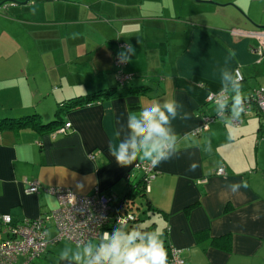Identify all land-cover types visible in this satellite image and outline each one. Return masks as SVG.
<instances>
[{"label": "crops", "instance_id": "1", "mask_svg": "<svg viewBox=\"0 0 264 264\" xmlns=\"http://www.w3.org/2000/svg\"><path fill=\"white\" fill-rule=\"evenodd\" d=\"M258 26H264V0H0V118L39 114L47 122L59 103L117 88L114 59L128 51L119 43L135 50L122 66L133 75L130 81L116 96L64 114L71 123L66 133L0 128V214L17 221L50 212L58 202L44 191L48 187L79 194L98 187L124 197L141 181L135 164L151 161L146 153L160 139H148L147 131L136 134L130 122L144 127L142 110L159 105L166 112L165 102L175 100V117L164 124L166 159L154 166L140 204L145 215L135 214L136 221L120 232L129 227V234L147 242L160 231L159 223L167 264L170 247L181 250L185 264H264L260 112L251 106L237 125L215 118L204 126L202 119L219 109L206 103L208 94L230 87L236 69L243 81L241 89L229 92L232 99L264 85L257 41L235 33ZM110 145L125 146L134 162L118 165ZM219 167L223 174L216 173ZM34 180L39 190L27 194L26 181ZM241 181L247 187L234 192L232 185ZM148 225L152 231L141 235ZM106 230L87 247L63 251L61 242L49 244L29 264H89L111 240V226ZM53 233L50 223L48 236ZM5 235L0 224V242Z\"/></svg>", "mask_w": 264, "mask_h": 264}, {"label": "built area", "instance_id": "2", "mask_svg": "<svg viewBox=\"0 0 264 264\" xmlns=\"http://www.w3.org/2000/svg\"><path fill=\"white\" fill-rule=\"evenodd\" d=\"M257 41L254 48L259 60L264 57V30L235 31ZM121 47L128 48L125 43H119ZM124 62L114 59L116 80L122 84L131 78L122 70ZM243 77L238 69L235 70L234 81H242ZM206 103H213L219 106L218 111L211 116L202 115L203 125L209 124L215 118L228 119L231 124L237 125L241 118L247 113L251 106L258 108L262 126H264V85L253 88L247 97L242 98V103L235 107L227 89L217 93H209ZM238 114V115H237ZM71 123L65 121L57 127L54 132L66 133ZM201 128L193 131L194 135L200 132ZM168 146L164 148L166 150ZM88 157L95 159V153L91 152ZM135 169L141 173L144 190L148 192L149 184L154 177V166L151 161L137 162ZM217 174L224 173V167L216 170ZM39 185L36 180L26 181L25 192L27 194L37 193ZM45 192L57 198V206L48 213L34 218H23L13 220L8 214H0V224L3 227L5 238L0 242V264H14L18 258H22V264H29L40 257L49 244L61 240L69 241L77 246H88L92 240L103 238L107 225L111 229H120L134 220L131 213H121L113 205L115 195H110L98 187H95L88 194L75 193L69 188L48 187ZM55 228L54 233L48 236L49 224ZM168 264H185L181 250L170 247L168 253Z\"/></svg>", "mask_w": 264, "mask_h": 264}, {"label": "clouds", "instance_id": "3", "mask_svg": "<svg viewBox=\"0 0 264 264\" xmlns=\"http://www.w3.org/2000/svg\"><path fill=\"white\" fill-rule=\"evenodd\" d=\"M135 54V50L128 46V51H121L117 54L118 59L122 62H127L130 59L128 53ZM234 56V53H230ZM237 87L240 85L237 84ZM236 106L241 105L242 98L239 94L234 98ZM176 101H167L163 105L165 111H161L159 105L152 109H144L141 112V120L144 127L141 126V121L132 120L130 127L133 128L136 134H143L147 131V138L150 139L155 134L158 139L151 146V150L146 153V156L151 159L153 166L160 164L166 159L164 148L167 146V129L164 128V124L168 122V117H175L176 114ZM238 115V114H237ZM146 143V142H145ZM109 153L116 158V162L120 166L131 165L135 160L134 154H129L125 146H121L119 150H113L111 145L109 146ZM153 153L155 155H153ZM195 165L190 166L189 170L195 171ZM233 191L237 192L240 187H247L246 182L232 185ZM156 233L151 234L148 237L147 242L143 240L139 233L127 234L124 233H112L111 243L101 246L96 256L89 261V264H167V251L164 247V242L157 238ZM140 239V243H136L137 239ZM86 253L90 255V250L85 249ZM61 258H64L62 254Z\"/></svg>", "mask_w": 264, "mask_h": 264}, {"label": "trees", "instance_id": "4", "mask_svg": "<svg viewBox=\"0 0 264 264\" xmlns=\"http://www.w3.org/2000/svg\"><path fill=\"white\" fill-rule=\"evenodd\" d=\"M6 5L4 4V7ZM132 76L133 75L131 74V78H132ZM130 79H128L126 82H124L122 84H120L116 80L118 83L117 88H109V89L99 90L95 93L86 94L84 96H77L75 98H71V99L66 100L62 103H59L58 108L55 112V117L50 121L43 122L40 119L39 114H30V115L22 116L19 118L3 117V118H0V128H3V127H16V128L31 127L32 129H34L38 132H52L55 129H57V127H59L60 125H62L65 122L63 115L66 114L68 111H70L74 108L82 107V106L87 105L89 103L101 101V100H103L109 96L110 97L116 96L121 91V88H123L128 83V81H130ZM242 81H243V79H242ZM242 81H237V82L233 81V84L226 89L228 90V92H230L232 94V93L236 92L235 90L237 88L241 89V87H237V84L241 86ZM250 92H251V90H250ZM250 92H249V94H250ZM247 96H245V97H247ZM242 98H244V97H242ZM232 101H235V99H232ZM130 107L134 108V107H136V105H131ZM261 126H262V123H261ZM262 128H264V126H262ZM104 192H106L110 195L114 194L111 192V190L104 191ZM146 193L147 192L144 190L143 182L141 180L137 184H135L134 187H132L125 194L124 197L115 196L116 200L113 202L114 203L113 205H115L118 208V210L123 214H125V213L133 214L134 220L129 222V223H132V222L136 221V219H137L135 217V212L132 211V208H133L132 204L134 203V199L137 196H140L141 198L145 197ZM144 203L146 204V206L148 208H153L154 210L156 209L155 207H152V204L148 200H145ZM126 226H124L123 228H120V229H112V230H113V232L124 231V228ZM152 229H153L152 225L144 226V227L140 228V233H141V235L144 236L146 233H149L150 231H152Z\"/></svg>", "mask_w": 264, "mask_h": 264}, {"label": "rangeland", "instance_id": "5", "mask_svg": "<svg viewBox=\"0 0 264 264\" xmlns=\"http://www.w3.org/2000/svg\"><path fill=\"white\" fill-rule=\"evenodd\" d=\"M254 30H257V28L256 29H254ZM143 198V197H142ZM142 198L140 197V196H137L135 199H134V203L132 204V211H134L135 212V214L139 217V218H142L145 214L142 212V210H140V204H141V202L143 201L142 200ZM138 218V219H139ZM53 226V225H52ZM158 227H159V229H160V231H157V232H153L152 234H154V233H156V234H158L157 235V238L158 239H161L162 240V236H161V231H162V229L160 228L161 227V225L158 223ZM53 228H54V226H53ZM128 229H129V227L128 228H126V230L127 231H125L124 232V234L125 235H127V234H129L128 233ZM54 231H55V228H54ZM121 233V232H120ZM131 234H133L132 232H131ZM61 242V243H60ZM61 244L62 246H61V249L63 250V249H67V251H68V249H69V245L70 246H72V247H75L76 245L74 244H72V243H69V242H67V241H65V240H61V241H59L57 244ZM109 243H111V240H109V241H104L103 242V244H102V246H104V245H107V244H109ZM136 243H137V240H136ZM56 244V245H57ZM54 245V244H53ZM56 245H54V246H56ZM80 247H84V246H80ZM76 248V247H75ZM64 251V250H63Z\"/></svg>", "mask_w": 264, "mask_h": 264}, {"label": "water", "instance_id": "6", "mask_svg": "<svg viewBox=\"0 0 264 264\" xmlns=\"http://www.w3.org/2000/svg\"><path fill=\"white\" fill-rule=\"evenodd\" d=\"M12 3H15V2H17V3H27L28 2V0H24V1H17V0H10ZM205 1V0H204ZM206 1H208V0H206ZM210 2H213V1H210ZM259 28H257V30H264V26H258Z\"/></svg>", "mask_w": 264, "mask_h": 264}]
</instances>
